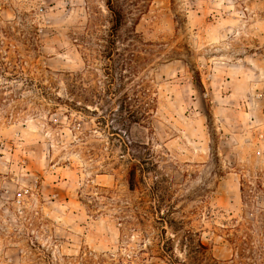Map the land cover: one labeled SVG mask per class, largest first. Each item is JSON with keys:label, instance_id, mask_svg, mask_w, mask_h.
<instances>
[{"label": "rangeland", "instance_id": "obj_1", "mask_svg": "<svg viewBox=\"0 0 264 264\" xmlns=\"http://www.w3.org/2000/svg\"><path fill=\"white\" fill-rule=\"evenodd\" d=\"M87 6L0 0V264H167L134 217L141 189H130L118 145L127 136L153 146L159 171L144 181H160L162 207L190 220L213 256L241 260L242 226L264 245V0H151L114 37L105 0ZM108 44L136 55L134 44H149L144 69L119 92L143 77L157 96L151 124L119 137L112 118L99 121L117 103L96 114L58 100L68 73L77 92L103 91Z\"/></svg>", "mask_w": 264, "mask_h": 264}, {"label": "trees", "instance_id": "obj_2", "mask_svg": "<svg viewBox=\"0 0 264 264\" xmlns=\"http://www.w3.org/2000/svg\"><path fill=\"white\" fill-rule=\"evenodd\" d=\"M151 0H105V7L110 13L111 18L110 32L111 35L117 36L119 30L124 27L130 19H134L135 23L139 22L140 15L144 12L147 5ZM87 8L90 9L91 0H87ZM97 12V11H96ZM112 40H115L113 38ZM142 41V40H141ZM149 44H134V49L138 51V55L131 52L119 51L116 44H108L103 50V57L107 58L106 68L104 75L106 76V87L102 90L92 88L89 93L77 92V86L75 85V74L68 73V88L67 98L59 96V103L67 105L69 109H75V107H81L82 109L92 113H98L99 110H104V107L109 105L112 101L117 103V109H109L106 114H101L100 122L107 124L112 118L114 122L119 125V130L110 125L111 132L117 137L122 136V131L126 132L128 126L133 124H140L147 126L151 124L153 112L156 111L157 96L151 89L149 80L141 78L136 86H134L132 92H124L120 94L125 88L128 76L139 73L141 69H144L149 57L146 52H149L147 47ZM128 50V49H124ZM3 60V55L0 52V72L3 73L8 68ZM3 66V70L1 69ZM16 64L12 71L13 77L18 78L20 75L16 73ZM128 70L130 75L125 74L123 71ZM15 71V72H14ZM12 76L10 77L13 78ZM117 84V86H116ZM80 94L83 96L85 104L83 106L75 101L74 94ZM92 110H91V109ZM112 116H115L114 118ZM121 126V127H120ZM121 155L127 162L129 187L131 190L141 189L140 206L135 211L134 217L137 219L138 225L142 226V234L144 237H148L151 240L150 245H147L150 249V253H156V257L161 258L167 262V264H251L248 259L253 256H264V245L256 246L254 242H251L250 234L247 228L255 231V228L251 225L248 227H238L235 232V241L239 247V254L242 256L241 260H219L213 256L207 244H205L201 238L199 231L190 226V220L185 218H177L174 213L177 211L174 207L169 206L163 208L162 205L166 200V193L161 191L160 181H155L153 186H149L144 181V177L149 173L156 174L159 171V166L156 160V152L153 146L144 142H138L127 138H120L119 144ZM96 154V152H93ZM246 180L242 181V192H246ZM142 185H145L143 188ZM104 189V188H103ZM252 190V189H251ZM251 195V194H249ZM151 201V203H147ZM124 217V216H123ZM126 216V224L130 220ZM263 219V218H262ZM148 224V225H147ZM258 228L264 229V222L262 225H258ZM149 228L151 230H149ZM244 229V230H243ZM124 232V229H121ZM240 232L242 234L240 235ZM245 232L246 234H244ZM249 235V236H248ZM233 236V231H232ZM233 239V238H232ZM142 255L145 250H142ZM247 253L249 255H247ZM139 256V259L144 261V256ZM154 256V255H152ZM256 260H254V263ZM75 261L70 264H74ZM78 264H117L113 260L107 262L105 258L100 260H94L92 258H86L83 261H77ZM61 264V263H58Z\"/></svg>", "mask_w": 264, "mask_h": 264}]
</instances>
